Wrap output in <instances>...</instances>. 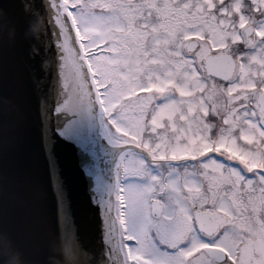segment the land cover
Masks as SVG:
<instances>
[{
  "label": "snow or ice",
  "instance_id": "6c2138e0",
  "mask_svg": "<svg viewBox=\"0 0 264 264\" xmlns=\"http://www.w3.org/2000/svg\"><path fill=\"white\" fill-rule=\"evenodd\" d=\"M9 2L49 164L71 145L87 183L80 226L55 177L60 264H264V0ZM5 155L0 215L22 188Z\"/></svg>",
  "mask_w": 264,
  "mask_h": 264
},
{
  "label": "water",
  "instance_id": "95a60500",
  "mask_svg": "<svg viewBox=\"0 0 264 264\" xmlns=\"http://www.w3.org/2000/svg\"><path fill=\"white\" fill-rule=\"evenodd\" d=\"M3 3L6 10L0 8V16L15 22L16 35H9L11 23L0 27V53L10 64V70L0 78V139L6 145L8 169L22 188L9 197L0 215V228L9 231L16 240L15 247L0 255V260L4 264H60L55 177L62 174L67 182L73 219L80 226L92 215L87 205V183L71 145L56 143L53 157L56 167L49 164L44 127L29 80L28 68L35 61L29 59V42L22 39L20 6L0 0ZM25 192L30 195L25 196ZM87 242H95L94 233L87 235Z\"/></svg>",
  "mask_w": 264,
  "mask_h": 264
}]
</instances>
